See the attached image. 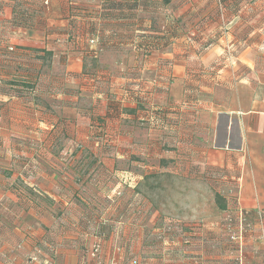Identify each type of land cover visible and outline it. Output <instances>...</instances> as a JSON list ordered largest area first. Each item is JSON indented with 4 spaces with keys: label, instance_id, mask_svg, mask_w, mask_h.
<instances>
[{
    "label": "crops",
    "instance_id": "0c3cea01",
    "mask_svg": "<svg viewBox=\"0 0 264 264\" xmlns=\"http://www.w3.org/2000/svg\"><path fill=\"white\" fill-rule=\"evenodd\" d=\"M35 1L0 0V264H144L138 230L151 206L134 198L168 169L221 182L223 206L259 234V254L245 263L264 264V64L254 63L264 61V0L193 9L215 12L227 31L204 47L196 72L187 46L177 56L174 44L139 39L153 0ZM50 27L60 29H38ZM36 48L65 71L31 89ZM222 55L226 70L214 66ZM128 171L131 188L119 178Z\"/></svg>",
    "mask_w": 264,
    "mask_h": 264
},
{
    "label": "rangeland",
    "instance_id": "374dc122",
    "mask_svg": "<svg viewBox=\"0 0 264 264\" xmlns=\"http://www.w3.org/2000/svg\"><path fill=\"white\" fill-rule=\"evenodd\" d=\"M224 1L202 0V6H200L198 0H174L168 7L163 8L156 4V0H153L151 5L153 6V14H148L150 28L147 33L139 34V39L147 38L150 35L151 41L154 37L158 39L156 43L159 47L167 48L169 44H174L173 48L169 49H172L174 52L171 53H176L177 56H180L181 49L183 50L187 46L186 51L189 54L191 71H199L203 64L201 66L196 60L202 56L204 47L227 38L225 26H221L219 23H217L218 26L215 25V12L211 16L206 15L200 18L201 10L199 8L204 11L218 6L224 8ZM28 3L38 6L36 1L32 3V0H25L26 8ZM182 10L185 11L180 18L168 17L172 12L177 14L183 12ZM38 29L39 31L44 30L45 35L51 36L60 28ZM37 36L39 35H34V38L31 37L30 40L36 39ZM29 45L35 46V44ZM30 51H32L29 54L31 56L27 58L29 61L36 60L39 58L38 56L42 60L39 59L38 65L41 68L37 74L35 73V80L34 75H31L33 78L28 80L29 86L36 87L44 84L46 79L52 75L63 77L65 62L63 63L59 56L58 59L53 58L45 53L43 48ZM229 51L230 48L226 49L225 53L227 54ZM125 55L119 53L115 55L114 59H122ZM168 55L165 54L163 57L167 58ZM223 55L220 61H215L214 66L226 70L229 62H223ZM218 57L220 58V56ZM254 63L258 68L264 64V61L257 59ZM13 83L17 95L23 85L20 79H14ZM24 143L20 144L21 147L26 146ZM151 171L154 170L151 169ZM169 171L168 169L162 173L149 175L148 180H144L143 187H138L140 188L139 196L134 198V205H141L145 201L151 206V211L146 213L145 222L141 224L142 230H138L142 235V246L139 250L142 263L246 264L248 252H251L253 256H258L261 247H258V244L260 245L259 234L255 228V221L251 217L244 216L243 212L234 209V207L222 209L224 195L221 194L223 186L221 182L211 185L207 181L208 179L206 180L204 171L196 177L185 176L184 173L183 175H169ZM129 174L128 171L119 178L122 186L126 184L127 187L131 188V186H136V180ZM121 194L119 188V190L114 191L113 196L116 195L119 198L123 195ZM217 196L219 197L216 199ZM109 198L107 201L112 203L111 199L114 198ZM174 236L178 238V242L175 240L172 243L166 238H174ZM164 238L166 241L163 240ZM182 242L184 244L181 246ZM211 252L213 253L211 254ZM128 264H137V261L130 260Z\"/></svg>",
    "mask_w": 264,
    "mask_h": 264
},
{
    "label": "trees",
    "instance_id": "16d2710c",
    "mask_svg": "<svg viewBox=\"0 0 264 264\" xmlns=\"http://www.w3.org/2000/svg\"><path fill=\"white\" fill-rule=\"evenodd\" d=\"M172 2V0H156V4L157 5H159L160 7H168L169 6V4ZM26 14V16H27V13H25ZM146 37H144V40H146L145 39ZM147 38L150 40V35L149 36H147ZM149 40H147V42L149 41ZM157 38L156 37H154V38H152V41L150 40V42L152 43H155L156 45H157ZM90 43L91 44H94L95 43V40H92V41H90ZM150 43V44H151ZM15 85V84H14ZM23 85V84H22ZM25 86H28L29 88H31V89H34V87L33 86H29V85H27V84H24ZM104 138V137H103ZM99 141V140H98ZM97 141V142H98ZM219 196H217L216 197V199L218 198ZM224 208V206H222V209ZM244 216H246V214L244 213ZM247 217V216H246Z\"/></svg>",
    "mask_w": 264,
    "mask_h": 264
},
{
    "label": "built area",
    "instance_id": "2783aa9c",
    "mask_svg": "<svg viewBox=\"0 0 264 264\" xmlns=\"http://www.w3.org/2000/svg\"><path fill=\"white\" fill-rule=\"evenodd\" d=\"M258 216L261 218V214L260 213H258ZM99 245H95L94 247H93V250H92V255L94 256H96V254L99 252Z\"/></svg>",
    "mask_w": 264,
    "mask_h": 264
}]
</instances>
